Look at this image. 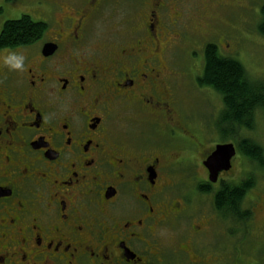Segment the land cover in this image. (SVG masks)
<instances>
[{"label":"flooded vegetation","instance_id":"1","mask_svg":"<svg viewBox=\"0 0 264 264\" xmlns=\"http://www.w3.org/2000/svg\"><path fill=\"white\" fill-rule=\"evenodd\" d=\"M128 1L33 0L29 16L57 27L0 48L26 57L24 72L0 64V264H264V166L240 147L255 129L225 139L220 120H185L174 94L170 44L197 45L193 26H214L226 3L134 0L146 8L131 38L94 46L100 11ZM229 143L231 167L211 176L204 163ZM245 183L227 215L218 194Z\"/></svg>","mask_w":264,"mask_h":264},{"label":"rangeland","instance_id":"2","mask_svg":"<svg viewBox=\"0 0 264 264\" xmlns=\"http://www.w3.org/2000/svg\"><path fill=\"white\" fill-rule=\"evenodd\" d=\"M188 1L192 6L199 5L200 3V0H187L186 4L190 7L191 5ZM222 1H224L227 6L218 14V21L215 22L213 20V22L216 23L214 26H193L195 31L201 34L203 33V36H197V45L189 46L186 42L178 44L175 47L173 44H170L171 53L175 56L176 60V67L172 66V70L174 73H177V71L182 73L176 85L177 89L174 91L178 107L181 109L185 120H191L192 118L198 121L197 123L199 124H201V122L197 120V118L208 121L214 120L213 123L215 124L218 120L217 116L223 107L220 94L210 86L201 85L198 80L199 78L197 77V80H195L196 75H193L190 71H198L197 75L200 77L202 76L205 58L204 47L207 43H216L221 55L238 59L243 63L251 78L259 79L258 81L264 82V36L260 35L257 31V25L261 19L260 6L264 0ZM134 2V0H130L125 3L127 5H108L100 11V17L94 22V29L91 35L92 44L94 46H109V41L117 39L125 41L131 38L130 31L134 27L132 25H134L136 21L142 22L144 10L146 8V5L141 4L135 6L133 4ZM33 3V0H0V32L7 20L19 19L24 14L33 16V19L40 20L37 13L33 11ZM250 6H252V8H250ZM209 11V7L206 9L204 8L200 15H205L204 17L198 16L197 23L201 25L209 24L211 22L209 20V16L211 15ZM56 27L57 26H53L51 28V26H49V29L51 28V31H54ZM181 28L182 27H173L169 36L173 37L177 35ZM113 33L120 34L114 35ZM176 40H178V38ZM177 48H182V51H179ZM194 50L198 52V57L196 59L192 57V55H194ZM251 134L264 148V110L258 112L257 125L255 131L251 132ZM207 204L211 206V200L202 199V205ZM263 221L264 211L259 213L256 227L258 226V222L260 223ZM180 226V228L176 229L178 233L183 230L186 232V229H190L189 221H185L184 224ZM222 226L224 241L228 243L225 246H231L234 242V238L230 234H227L230 226L227 225L226 221L223 222ZM239 228L247 231V227L245 228L244 225ZM262 229L263 227L253 228L252 231L256 233ZM171 235V231L166 232L164 237L170 240ZM228 237L231 238L228 239ZM245 240L247 241V239ZM224 252L231 253L232 246ZM244 263H247V257H245Z\"/></svg>","mask_w":264,"mask_h":264},{"label":"trees","instance_id":"3","mask_svg":"<svg viewBox=\"0 0 264 264\" xmlns=\"http://www.w3.org/2000/svg\"><path fill=\"white\" fill-rule=\"evenodd\" d=\"M260 16L257 31L264 36V2L260 6ZM48 28L47 23L36 22L25 14L19 19L7 20L0 32V48L33 44L40 40ZM204 48V69L198 80L201 85L212 87L222 97L223 107L217 118L224 138H231L235 128L255 129L258 112L264 110V82L251 78L238 59L221 55L216 43L209 42ZM240 147L244 154L255 160L256 166H264V150L260 143L244 139ZM247 185L224 186L222 193L218 194L217 199L227 215L237 212Z\"/></svg>","mask_w":264,"mask_h":264},{"label":"water","instance_id":"4","mask_svg":"<svg viewBox=\"0 0 264 264\" xmlns=\"http://www.w3.org/2000/svg\"><path fill=\"white\" fill-rule=\"evenodd\" d=\"M235 154L233 144H221L216 147V150L204 164L210 169L212 176L213 173H218L219 170L217 169L228 170L231 167V159Z\"/></svg>","mask_w":264,"mask_h":264},{"label":"clouds","instance_id":"5","mask_svg":"<svg viewBox=\"0 0 264 264\" xmlns=\"http://www.w3.org/2000/svg\"><path fill=\"white\" fill-rule=\"evenodd\" d=\"M6 54L0 56V64L9 71H25V55L15 50H5Z\"/></svg>","mask_w":264,"mask_h":264}]
</instances>
